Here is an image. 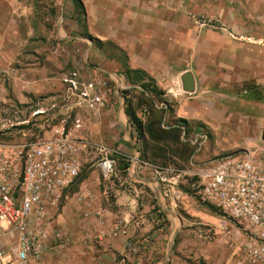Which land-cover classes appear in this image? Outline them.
Wrapping results in <instances>:
<instances>
[{
  "label": "crops",
  "instance_id": "obj_1",
  "mask_svg": "<svg viewBox=\"0 0 264 264\" xmlns=\"http://www.w3.org/2000/svg\"><path fill=\"white\" fill-rule=\"evenodd\" d=\"M59 1L66 5L67 29L79 11L88 50L95 40L112 43L126 61L103 54L84 60L87 81L106 82L103 102L84 115L80 175L43 217L48 250L31 263L245 264L240 244L246 236L239 229L227 235L220 216L196 201L191 188L193 194L165 183V173L155 176L127 104L114 96L136 87L127 69L142 71L163 91L158 107L165 108L164 121L177 126L185 119L208 132L192 159L206 162L239 151L258 157L264 153V0H81L84 12L75 0ZM11 4L0 0L1 22L9 21ZM188 74L192 91L184 89ZM52 84L20 95L62 91ZM111 152L116 166L105 177L99 162ZM58 238L69 243L65 250ZM20 244L17 230L0 227L5 263H18Z\"/></svg>",
  "mask_w": 264,
  "mask_h": 264
},
{
  "label": "built area",
  "instance_id": "obj_2",
  "mask_svg": "<svg viewBox=\"0 0 264 264\" xmlns=\"http://www.w3.org/2000/svg\"><path fill=\"white\" fill-rule=\"evenodd\" d=\"M77 76L74 72L67 79L72 86L66 92V103L31 106V115L43 117L39 128L50 130L52 135L38 141L0 142V227L8 224L19 233L17 264H32L31 258L37 260L45 252L47 235L41 226L42 219L51 206H59L64 190L81 172L84 143L76 132L82 129V122L76 118L75 128H69L68 122L74 109L83 105L96 108L103 102L100 89L106 82L92 80L78 88ZM183 129L184 136L197 150L209 139L204 128L189 134ZM99 166L103 175L110 177L116 158L107 156ZM196 174L200 177V200L217 208L220 227L227 235L232 234V229H239L246 236L240 244L244 263L264 264V157L228 154ZM180 178L181 173H175L163 180L177 186ZM4 253L1 246L0 264H7Z\"/></svg>",
  "mask_w": 264,
  "mask_h": 264
},
{
  "label": "rangeland",
  "instance_id": "obj_3",
  "mask_svg": "<svg viewBox=\"0 0 264 264\" xmlns=\"http://www.w3.org/2000/svg\"><path fill=\"white\" fill-rule=\"evenodd\" d=\"M61 2L59 0H12L13 4L7 12L9 21L4 23L0 19V142L14 144L48 138L52 135L51 131L39 128L40 120L43 117L31 115L33 110L31 106L49 107V104L53 102L66 103V92L72 86L67 79L74 72L78 74V88L88 82L89 78L82 74L85 59L89 61L91 58L103 54L118 57L123 59V62L125 60L124 55L118 53L110 44L106 46L98 43L93 44L88 50V40L85 39L87 35L79 11L77 10L78 16L75 15L74 18L77 22L67 29L65 23L66 5L64 6ZM93 78L95 77L92 76L90 80ZM48 81L53 83L55 88H61L62 91H56L57 94L50 95L28 94L25 98L20 95L21 92L30 93L32 89L42 86ZM132 88H121L119 96H114L116 103L124 99L126 104H132L138 109H140V105L149 109L145 103L148 99L138 88ZM15 111H18V114H14ZM87 112L88 108L84 105L74 109L71 112L68 127L75 128L76 118H80L83 123L84 115ZM29 118L32 120L28 123H20ZM142 118L148 120L150 115L147 113ZM82 129L77 131L76 135L84 140ZM149 143L154 144L153 141H149ZM157 144L169 146L166 148L167 155L172 156L173 161L164 163L161 158H154L153 149L150 146L149 152L155 161L154 164L148 163L157 171L155 176L159 173L167 175L181 173L177 187H185L192 194L196 192V195L193 194L196 201L203 203L199 197L200 177L191 171L199 169L201 164L208 167L215 159L200 162L198 159H192L193 154L188 158L181 156L182 148L180 149L178 144L171 141L166 144L162 142ZM140 145L144 146L142 141H140ZM236 153L246 154L247 152ZM109 156H114V153L111 152ZM258 157L263 158L264 153ZM96 161H99V158ZM185 170L187 171L185 172ZM153 184L155 188L158 186L156 183ZM174 232L175 229L172 231V236ZM57 245L60 249L65 250L69 243L65 239L58 238ZM47 250L48 248L46 252ZM40 260L41 257L36 262Z\"/></svg>",
  "mask_w": 264,
  "mask_h": 264
},
{
  "label": "trees",
  "instance_id": "obj_4",
  "mask_svg": "<svg viewBox=\"0 0 264 264\" xmlns=\"http://www.w3.org/2000/svg\"><path fill=\"white\" fill-rule=\"evenodd\" d=\"M75 2L81 12H84L81 0H75ZM95 41L101 45L99 40ZM111 45L114 47L112 43ZM126 73L127 79H129L131 84L136 85V87H133L132 89H137V86L140 87L138 89L143 93V96L148 99L145 103L148 105L149 109L143 108L142 105H140V109H138L135 106H132V104L127 103L129 122L135 128L139 140L144 144L142 147L143 159L149 163H153L155 161L154 158H161L164 163L173 161V157L167 155L166 148H169V146L167 145V147H165L164 144L163 146H159V144H157L159 142L166 144L168 141L178 144L180 149L182 148L180 151L181 156L186 158L190 157L194 153L196 145L192 144L191 141L183 140L181 135L184 131L183 127H185L186 133L188 134L193 131L194 128H192L185 119H178L176 121L177 126H172L173 124L164 121L165 108L158 107V103L162 102L163 91L158 88L155 81L151 77L147 76L142 71L127 69ZM137 110H142L144 115H147L148 113L150 118H148V120H143L142 117L138 116ZM149 141H153L154 144L151 145ZM150 146L151 149H153L154 158L150 155ZM204 204L215 213H218V210L214 205L210 203Z\"/></svg>",
  "mask_w": 264,
  "mask_h": 264
},
{
  "label": "water",
  "instance_id": "obj_5",
  "mask_svg": "<svg viewBox=\"0 0 264 264\" xmlns=\"http://www.w3.org/2000/svg\"><path fill=\"white\" fill-rule=\"evenodd\" d=\"M183 82H184V89L187 90V91H192L194 86H193V81L191 79V76L186 75L184 78H183ZM176 236V233L174 234V238ZM174 238L172 240V242H170V249H169V254L171 253V250H172V246H173V241H174Z\"/></svg>",
  "mask_w": 264,
  "mask_h": 264
}]
</instances>
